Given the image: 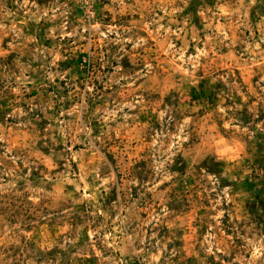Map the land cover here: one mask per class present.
<instances>
[{
  "label": "rangeland",
  "instance_id": "rangeland-1",
  "mask_svg": "<svg viewBox=\"0 0 264 264\" xmlns=\"http://www.w3.org/2000/svg\"><path fill=\"white\" fill-rule=\"evenodd\" d=\"M0 264H264V0H0Z\"/></svg>",
  "mask_w": 264,
  "mask_h": 264
}]
</instances>
